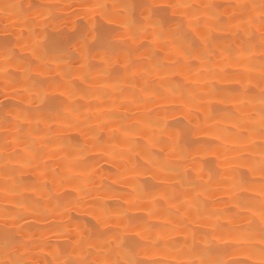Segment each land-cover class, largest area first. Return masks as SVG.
Segmentation results:
<instances>
[{
	"label": "bare ground",
	"instance_id": "bare-ground-1",
	"mask_svg": "<svg viewBox=\"0 0 264 264\" xmlns=\"http://www.w3.org/2000/svg\"><path fill=\"white\" fill-rule=\"evenodd\" d=\"M0 264H264V0H0Z\"/></svg>",
	"mask_w": 264,
	"mask_h": 264
}]
</instances>
